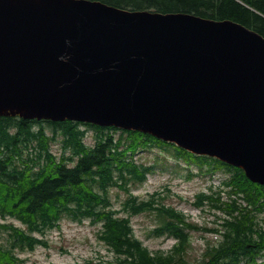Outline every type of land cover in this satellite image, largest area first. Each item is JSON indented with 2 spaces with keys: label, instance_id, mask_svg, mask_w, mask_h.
Returning a JSON list of instances; mask_svg holds the SVG:
<instances>
[{
  "label": "water",
  "instance_id": "95a60500",
  "mask_svg": "<svg viewBox=\"0 0 264 264\" xmlns=\"http://www.w3.org/2000/svg\"><path fill=\"white\" fill-rule=\"evenodd\" d=\"M150 134L264 186V37L89 0H0V115Z\"/></svg>",
  "mask_w": 264,
  "mask_h": 264
},
{
  "label": "trees",
  "instance_id": "16d2710c",
  "mask_svg": "<svg viewBox=\"0 0 264 264\" xmlns=\"http://www.w3.org/2000/svg\"><path fill=\"white\" fill-rule=\"evenodd\" d=\"M128 11L191 14L211 21H232L264 37V0H89ZM47 126H43V124ZM96 136L93 147L83 142L85 130ZM46 128L51 130L47 133ZM119 131L116 139L112 133ZM62 139L69 156L56 160L50 143ZM158 148L175 157L212 171L231 173L238 199L212 200L223 213L218 244L208 245L195 264H256L264 255V227L257 215L264 212V186L249 180L240 168L192 153L150 134L113 126L73 121H39L19 114L0 115V264H22L19 252L46 245L39 238L58 227L63 218L102 224L98 239L114 254L105 264H191L184 258L190 247L189 231L199 228L172 209L149 202L126 201L130 215L155 213L161 224L155 236L165 233L177 240L166 254L151 253L138 240L128 216H116L109 202L111 187L128 190L141 185L151 168L134 160L139 151ZM75 165L72 163L75 161ZM129 186V187H128ZM200 205V204H198Z\"/></svg>",
  "mask_w": 264,
  "mask_h": 264
},
{
  "label": "rangeland",
  "instance_id": "374dc122",
  "mask_svg": "<svg viewBox=\"0 0 264 264\" xmlns=\"http://www.w3.org/2000/svg\"><path fill=\"white\" fill-rule=\"evenodd\" d=\"M47 126V124H43ZM83 130V127H81ZM46 131H51L46 128ZM116 138L120 135L119 131L110 132ZM95 133L89 130L84 139L88 146L94 145L96 141ZM61 145V146H60ZM51 151L57 155L63 153L62 144L55 142ZM68 152H66L67 154ZM137 163L144 166H152L153 173H151L146 182L137 187H130L133 196H136L139 200H145L152 192L160 191L163 186H169L172 192L167 193L164 203L169 206H174L176 210L183 212L189 211L190 201L183 202V198H192L193 191L198 190L201 180H193L187 183L184 180L187 174L186 169L195 168L192 165H187L183 161L179 162L175 160L169 151H163L158 148H146L140 151L136 156ZM163 172V170H166ZM223 174H217L220 180H228L222 178ZM216 178V177H215ZM218 181V180H217ZM216 181V182H217ZM204 184H207L204 182ZM181 193L183 198L178 196ZM190 196V197H189ZM227 196V195H225ZM224 196V197H225ZM110 198L113 208L119 212L120 216H127L126 213L121 212L122 203L127 198V194L117 188L110 190ZM192 208V207H190ZM213 213H201V216L192 219L189 215V222L199 227H215L219 224V221H215V216H219V212ZM257 220L260 222V226L264 227V212L257 215ZM130 222L133 227L134 235L142 241L152 253H166L170 250L174 241L166 237H155L151 235V230L156 226L155 217L152 214H141L130 217ZM100 226L92 224L89 221H83L82 223L72 222L68 219H63L59 227L47 232L44 235V239L47 240V246H39L34 251L23 252L20 257L24 260V264H105L108 261L113 260L111 252L97 239V234ZM221 237L217 239L213 235L208 233L202 234L201 232H194L190 234V247L187 248L184 258L191 264H195L199 261L204 253V249L208 244H218Z\"/></svg>",
  "mask_w": 264,
  "mask_h": 264
},
{
  "label": "flooded vegetation",
  "instance_id": "af4514ba",
  "mask_svg": "<svg viewBox=\"0 0 264 264\" xmlns=\"http://www.w3.org/2000/svg\"><path fill=\"white\" fill-rule=\"evenodd\" d=\"M226 198H227V196H225ZM224 198V197H223ZM163 204H165V203H163ZM202 204H213V202L211 201V200H209V199H204L203 201H202Z\"/></svg>",
  "mask_w": 264,
  "mask_h": 264
}]
</instances>
